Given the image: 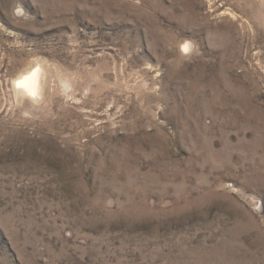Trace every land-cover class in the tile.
Listing matches in <instances>:
<instances>
[{"label":"rangeland","instance_id":"374dc122","mask_svg":"<svg viewBox=\"0 0 264 264\" xmlns=\"http://www.w3.org/2000/svg\"><path fill=\"white\" fill-rule=\"evenodd\" d=\"M0 264H264V0H0Z\"/></svg>","mask_w":264,"mask_h":264},{"label":"bare ground","instance_id":"6f19581e","mask_svg":"<svg viewBox=\"0 0 264 264\" xmlns=\"http://www.w3.org/2000/svg\"><path fill=\"white\" fill-rule=\"evenodd\" d=\"M184 49L187 50L188 46H185ZM47 82L48 77H46L43 67L38 64L36 67L23 72L16 79L15 85L19 94L28 96L30 99L32 98L33 101H38L44 96Z\"/></svg>","mask_w":264,"mask_h":264}]
</instances>
